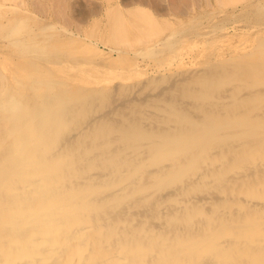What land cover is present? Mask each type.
Returning <instances> with one entry per match:
<instances>
[{"label":"bare ground","instance_id":"obj_1","mask_svg":"<svg viewBox=\"0 0 264 264\" xmlns=\"http://www.w3.org/2000/svg\"><path fill=\"white\" fill-rule=\"evenodd\" d=\"M255 1L241 32L206 25L196 38L154 33L145 49L104 40L107 51L84 52L72 46L78 28L66 30V48L46 31L54 23L35 29L10 11L18 3L0 0V264H264ZM124 6L103 0L93 25L111 19L128 38L126 12L144 7Z\"/></svg>","mask_w":264,"mask_h":264},{"label":"rangeland","instance_id":"obj_2","mask_svg":"<svg viewBox=\"0 0 264 264\" xmlns=\"http://www.w3.org/2000/svg\"><path fill=\"white\" fill-rule=\"evenodd\" d=\"M13 1V3H18V7L20 8V9H22V10H17V9H12V10H10L11 12H19V14H25V15H22V16H28V18L30 17L32 20V22L33 21H35L36 22V24H35V22H30L31 24H30V26H32V27H34L35 29H37L39 26H42V25H45V24H50L51 22L52 23H54L55 24V26L53 27V28H50L49 30L47 29L46 31H48V32H52V34H53V36L55 37V38H57V41H61V42H64L62 45L63 46H67L66 48H69L68 47V45H67V41L69 42V40L67 39V40H65V38H67V34L68 33H66V30H70V29H72V30H74V31H77V28H78V30H80V32L82 33V37H77L75 40L73 39V42L75 43V44H73L72 46L73 47H82L83 48V46H84V50L82 49V51H84V52H89V51H91V50H94L95 48H96V46H102L103 48H104V44H103V41L104 40H106L107 42H111V43H114V44H118L119 43V45H122L123 47H125V48H129V46H131V47H136L135 46V44L137 45V47L136 48H142V49H145V48H147V44L150 42V41H152V38H153V36H154V33H155V35H163V34H165V33H170V32H173V31H175L176 33H181V34H184V35H186V37H188V35H191L192 37H199V35H198V33L200 34V31H202L203 30V28L206 26V25H210V27H211V29H216L217 27L219 28V25L220 26H224L225 25V27H228L229 29H231V26H233V24L235 25V26H237L239 29H238V31L239 32H241V30H243L244 29V26L246 25V24H248L249 23V21L250 20H252V19H254V7H253V3H255L256 1L255 0H233V1H231V0H229V1H231L232 3H233V5H231L232 3L230 2V4H228L227 3V6H226V1L224 0H222L224 3H225V5L224 4H222V2L220 1V3H217V1H215V0H208V1H210V4H214L213 6L211 5L210 6V4L206 1V0H113V1H117V2H120V3H122V5L124 6L125 4H128V5H125V6H132V5H134L135 3L136 4H140V5H142L144 8H146V9H144L143 8V10H141V13L143 12H145L146 10H147V12H145V14H143V15H141V13H140V11H138V13L137 12H135V13H133V10L131 11L130 10V12L129 11H127L126 12V14H127V17L129 18V20H130V23H131V28L130 29H128V34H126L125 36H128V38L126 39V38H123L122 36V38L120 37V36H117L116 34H114L113 33V31H112V29H111V25H112V22H111V19L110 20H107V22H105L104 24H102V25H100V26H97V25H93V19H94V17L102 10V1L103 0H24L25 2V4L23 3V2H20L19 0H12ZM100 1V2H99ZM104 1H106V0H104ZM138 3H137V2ZM152 3H151V2ZM177 1V2H176ZM204 1L206 2V3H204ZM239 1H240V3H241V5H240V3H239ZM252 3H250V2ZM42 2V3H41ZM47 2V3H46ZM59 2H61V4H59ZM64 2V3H63ZM68 2V3H67ZM69 2H70V5H69ZM89 2V3H88ZM96 2H98L97 4H96ZM130 2H134L132 5L130 4ZM203 2V3H202ZM219 2V1H218ZM227 2H228V0H227ZM237 2V6H235V3ZM58 3V4H57ZM63 3V4H62ZM124 3V4H123ZM172 3V4H171ZM174 3V4H173ZM196 3V4H195ZM34 4V5H33ZM43 4V5H42ZM53 4V5H52ZM87 4V5H86ZM159 4V5H158ZM244 4V5H243ZM249 4V5H248ZM251 4V5H250ZM40 5V6H39ZM48 5V6H47ZM60 5V6H59ZM95 5H97V6H95ZM98 5H100V6H98ZM175 5H178V6H176L175 8H174V6ZM218 5H220V6H218ZM248 6V7H246V6ZM124 6V7H125ZM152 6V7H151ZM194 6V7H193ZM210 6V7H209ZM219 8H218V7ZM223 8H222V7ZM242 6V7H241ZM48 8V10H47V8ZM51 7H53V8H51ZM56 7V8H55ZM59 7V8H58ZM69 7V8H68ZM99 7H101V9L99 8ZM170 7V8H169ZM225 7V8H224ZM26 8H27V10H26ZM38 8V9H37ZM61 8V9H60ZM68 8V9H67ZM94 8V9H93ZM149 8V9H148ZM157 8V9H156ZM168 8V9H167ZM178 8H182V9H178ZM190 8V9H189ZM215 8V9H214ZM234 8V9H233ZM34 9V10H33ZM55 9V10H54ZM97 9V10H96ZM99 9H100V11H99ZM159 9V10H158ZM163 9L167 12V14H164V12L165 11H163ZM171 9V10H170ZM229 9V10H228ZM31 11V12H29V11ZM57 10V11H56ZM70 10V11H69ZM93 10V11H92ZM96 10V11H95ZM145 10V11H144ZM151 10V11H150ZM161 10V11H160ZM247 10H249V11H247ZM252 10V11H251ZM37 11V12H36ZM59 11V12H58ZM96 13H95V12ZM155 11H156V13H155ZM160 11V13H158V12ZM169 11V12H168ZM176 11V12H175ZM16 12V13H17ZM82 12V13H81ZM91 12V13H90ZM175 12V13H174ZM182 12V13H181ZM184 12H186V13H184ZM191 12V13H190ZM228 12V13H227ZM34 13H36V14H34ZM61 13V14H60ZM81 13V14H80ZM83 13L85 14V15H83ZM86 13H88V14H86ZM90 13V14H89ZM93 13V14H92ZM152 13H153V15L156 17H154L153 15H152ZM188 13H189V15H188ZM58 14V15H57ZM67 14V15H66ZM77 14V15H76ZM79 14V15H78ZM171 14H172V16H171ZM235 14V15H234ZM244 15V16H242V15ZM246 14H248V15H246ZM33 15V16H32ZM139 15V16H138ZM149 15V16H148ZM237 15V16H236ZM239 15V16H238ZM246 15V16H245ZM13 16V15H12ZM18 16V15H17ZM62 16V17H61ZM67 16V17H66ZM80 16V17H79ZM89 16V17H88ZM94 16V17H93ZM137 16H138V18H137ZM141 16L143 17V18H141ZM252 18H251V17ZM33 17H35L34 19H33ZM64 17V18H63ZM139 17H140V19H139ZM188 17V18H187ZM190 17V18H189ZM202 17H203V19H202ZM233 17V18H232ZM250 17V18H249ZM258 17V16H257ZM29 18V19H30ZM78 18V19H77ZM80 18V19H79ZM86 18V19H85ZM89 20H88V19ZM166 18V19H165ZM58 19V20H57ZM62 19H64L63 21H66L65 22V24H63L64 22L62 21ZM91 19V20H90ZM155 19H157L156 21H155ZM168 19V20H167ZM242 19H244V20H242ZM39 20V21H38ZM54 20V21H53ZM57 20V21H56ZM83 20H86L85 22L83 21ZM134 22H133V21ZM151 20H152V22H151ZM179 20H181V21H179ZM56 21V22H55ZM80 21V22H79ZM137 21V22H136ZM164 21V22H163ZM182 21L184 22V23H182ZM243 21V22H242ZM39 22V23H38ZM45 22V23H44ZM58 22H60V23H58ZM88 22V23H87ZM140 22H141V24H140ZM148 22V23H147ZM160 24V26H162L161 27V29H160V27L158 26L159 24ZM66 23H68V24H66ZM165 23V24H164ZM214 23V24H213ZM217 25H216V24ZM227 25H226V24ZM34 24V25H33ZM77 24H79V25H77ZM147 24V26H145ZM149 24H151L153 27H154V29H152L153 27H151ZM163 24V25H162ZM229 24V25H228ZM65 25H67L66 27H68V28H66L65 27ZM69 25V26H68ZM75 25V26H74ZM89 25V26H88ZM135 25V26H134ZM145 26V27H143V26ZM155 25H157V27H155ZM213 25V26H212ZM60 26H62V27H60ZM84 26V27H83ZM94 26V27H93ZM176 26V27H175ZM73 27V28H72ZM90 27L91 28H93V32H92V34L90 33V31H92V29H90ZM103 27V28H102ZM137 27L139 28V29H137ZM179 27V28H178ZM209 27V28H210ZM216 27V28H215ZM60 28V29H59ZM79 28H81V29H79ZM96 28V29H95ZM144 28H148V29H144ZM163 28V29H162ZM196 28V29H195ZM56 29V30H55ZM76 29V30H75ZM100 29V30H99ZM173 29V30H172ZM183 29V30H182ZM50 30H52V31H50ZM60 30V31H59ZM64 30V31H63ZM96 30H97V32H96ZM154 30V31H153ZM155 30H161V32H160V34H158L157 32H155ZM170 30V31H169ZM83 31H86V32H84V34H83ZM87 31H89V32H87ZM95 31V32H94ZM98 31L100 32H102L103 31V35L101 34V32L100 33H98ZM178 31V32H177ZM57 32V33H56ZM107 34H106V33ZM134 34H133V33ZM153 32V33H152ZM194 32V33H193ZM65 33V34H64ZM91 34L92 36H90V35H88L87 36V34ZM105 33V34H104ZM135 33H138V34H135ZM157 33V34H156ZM231 33H233V31L231 30ZM57 34V35H56ZM96 34V35H95ZM99 34H101L100 36H99ZM114 34V35H113ZM148 34V35H147ZM65 35V36H64ZM67 35V36H66ZM107 35H109V37H107ZM112 35H113V37H112ZM130 35V36H129ZM139 36L140 35V37H141V35H142V37L141 38H138V40H137V38H136V36ZM60 36V37H59ZM85 36H87V38L86 39H82V38H85ZM96 36V38H93V37H95ZM115 36V37H114ZM146 36H148V38L146 37ZM157 36H154V38L153 39H158L159 38V36L157 37ZM91 37V38H90ZM99 37H101V38H99ZM109 39V38H111V40L113 41H111V40H107V38ZM117 37V38H116ZM150 37V38H149ZM156 37V38H155ZM62 38H64V39H62ZM134 38H136V40L134 39ZM144 38V41H143V43L145 42V38H146V44L144 43H142V41H140L141 39H143ZM59 39V40H58ZM77 39H79V40H77ZM94 39V40H93ZM95 39H96V41H95ZM119 39V40H118ZM130 39H132L131 41H130ZM179 39V37L176 39V42L177 43H175V44H179V46H176L177 47V49H178V47H180L181 45H183L181 42H183V41H186V40H182V41H177ZM190 39V38H189ZM84 40H86L87 42H85ZM121 40V41H120ZM136 42H135V41ZM83 41L85 42V44L83 43ZM89 41V42H88ZM119 41V42H118ZM134 42V44H133V42ZM90 42H92V43H90ZM97 42H99V43H97ZM122 42V43H121ZM124 42V43H123ZM132 42V43H131ZM78 43V44H77ZM87 43V44H86ZM90 43V44H89ZM98 44V45H95V46H93L92 44ZM128 43H130V45L128 44ZM123 44H125V46L123 45ZM127 44V45H126ZM131 44H133V45H131ZM83 45V46H82ZM140 47H139V46ZM146 45V46H145ZM88 46H90V47H88ZM91 46H93V48L94 49H92L91 48ZM143 46H145V48L143 47ZM167 43L163 46V48L162 47H159V50L156 52V53H159V56H161L162 55V53H164L165 52V50L167 49ZM72 47V48H73ZM86 47V48H85ZM76 49V48H75ZM75 49H74V52L76 53V54H78V53H80L78 50L77 51H75ZM80 49V48H79ZM105 50L104 51H107V49L106 48H104ZM160 51H161V53H160ZM163 51V52H162ZM10 52H12L13 54H11V55H15V54H17L14 50L13 51H11V50H9V53ZM94 56L92 55V63L93 62H95L96 64H102L100 61L104 58V56L103 57H97V56H95L94 58H93ZM78 56H77V61H78ZM104 61H105V59H103ZM103 60H102V62H103ZM98 62V63H97ZM121 62V61H120ZM123 62V61H122ZM80 65H81V63H79ZM77 65V64H76ZM77 66H79V65H77ZM111 67H112V65H110ZM80 68V67H79ZM101 73V72H100Z\"/></svg>","mask_w":264,"mask_h":264}]
</instances>
